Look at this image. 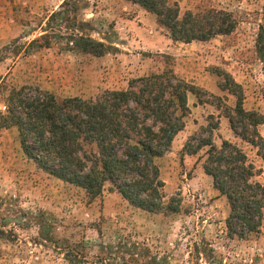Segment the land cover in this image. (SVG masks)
<instances>
[{
    "label": "rangeland",
    "instance_id": "374dc122",
    "mask_svg": "<svg viewBox=\"0 0 264 264\" xmlns=\"http://www.w3.org/2000/svg\"><path fill=\"white\" fill-rule=\"evenodd\" d=\"M87 1L81 15L99 33L116 35L117 50L103 57L65 43L28 47L64 0H0V115L13 89L39 88L59 101L88 99L102 91L127 90L132 80L168 69L200 87L209 104L199 105L189 95L185 129L158 160L166 205L160 213L132 207L109 186L89 200L83 189L28 160L16 128L0 129V264H264V218L259 235L231 239L228 199L203 169L208 148L196 155L184 149L196 147L208 135L202 129L217 124L214 143L231 140L241 147L261 171L255 180L264 185V159L258 156L264 147L234 139L228 117L237 99L222 91L217 74H230L242 87L244 108L264 115V63L256 46L264 0H169L179 5L181 15L222 10L237 21L230 35L189 44L173 41L154 14L128 0ZM258 130L264 138V126ZM171 205L178 212L168 210ZM196 244L202 247L200 257Z\"/></svg>",
    "mask_w": 264,
    "mask_h": 264
},
{
    "label": "trees",
    "instance_id": "16d2710c",
    "mask_svg": "<svg viewBox=\"0 0 264 264\" xmlns=\"http://www.w3.org/2000/svg\"><path fill=\"white\" fill-rule=\"evenodd\" d=\"M128 1L154 14L158 25L175 42H207L230 35L237 27L233 15L222 10L187 11L181 15L179 5L169 0ZM88 7L87 0H64L41 26V35L27 43L28 47L50 48L65 43L95 57L117 50L112 42L115 33H99L93 21L81 15ZM95 34L104 37L99 39ZM256 46L264 63V27ZM217 74L223 78L222 91L237 99L234 115L228 117L232 131L243 142L262 149L264 138L258 127L264 126V115L244 108L242 87L230 74ZM190 94L199 105L209 104L200 87L181 80L172 69L134 79L127 90L102 91L88 99L59 101L48 91L25 86L10 92L7 111L0 115V129L16 128L28 160L49 175L83 189L89 200L101 197L109 186L132 207L160 213L166 205L158 160L171 150L176 136L185 129L191 113ZM218 127L203 128L208 135L196 147L187 144L184 149L196 155L208 148L203 169L213 179L214 189L228 199L227 234L231 239L245 240L261 233L264 185L255 180L261 171L237 144L228 140H223L221 146L214 143L213 133ZM258 156L264 159L260 151ZM173 206L168 210L178 212L179 207ZM195 250L199 257L203 254L200 244Z\"/></svg>",
    "mask_w": 264,
    "mask_h": 264
},
{
    "label": "crops",
    "instance_id": "0c3cea01",
    "mask_svg": "<svg viewBox=\"0 0 264 264\" xmlns=\"http://www.w3.org/2000/svg\"><path fill=\"white\" fill-rule=\"evenodd\" d=\"M234 139H235V140H238V139H239V140H241L240 138H238V137H236V136H235V138H234ZM228 141H230V142L234 143V142H233V141H231V140H228ZM235 144H236V143H235Z\"/></svg>",
    "mask_w": 264,
    "mask_h": 264
}]
</instances>
